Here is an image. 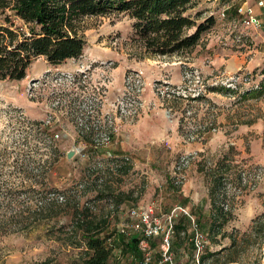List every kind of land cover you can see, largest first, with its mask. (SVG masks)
<instances>
[{
	"label": "rangeland",
	"instance_id": "rangeland-1",
	"mask_svg": "<svg viewBox=\"0 0 264 264\" xmlns=\"http://www.w3.org/2000/svg\"><path fill=\"white\" fill-rule=\"evenodd\" d=\"M239 4L197 0L187 14L200 13L198 23L213 15L216 22L195 48L171 57L147 54L125 13L85 17L82 57L61 66L41 58L25 80H0V187L10 186L8 196L0 193V219L12 209L15 215L21 207L46 202L51 189L87 191L82 206L95 217L109 216V264H140L149 252L160 259L159 239L150 250L140 245L142 260L127 251L130 237L122 241L118 229L132 223L130 210L152 206L162 215L175 204L187 209L171 194L194 179L199 209L210 210L205 172L227 157L219 194L232 205L234 218L211 231L209 216L194 215L208 241L200 264H224L227 255L236 258L230 264H262L264 27L243 25ZM85 136L95 144L87 145ZM73 149L76 155L68 159ZM116 153L132 165L128 174L113 165L106 170L104 159ZM97 176L98 183L110 180L116 194L131 193L133 200L116 205L111 196L97 198ZM1 223L0 264H74L80 258L70 245V216L7 234ZM175 230L176 264H195L191 221L180 218Z\"/></svg>",
	"mask_w": 264,
	"mask_h": 264
},
{
	"label": "trees",
	"instance_id": "trees-1",
	"mask_svg": "<svg viewBox=\"0 0 264 264\" xmlns=\"http://www.w3.org/2000/svg\"><path fill=\"white\" fill-rule=\"evenodd\" d=\"M196 2L197 0H0V80H25L30 67L41 58L51 66H61L67 61L82 57L87 45L81 29L85 17H105L121 13L129 15L134 20L135 39L142 42L145 52L152 57H171L191 50L199 44L203 33L216 22L213 15L200 23L197 22L200 13L195 17L188 15L187 12ZM191 29L195 31L189 33ZM82 139L87 145L95 144L90 137ZM224 159L227 160V157L215 162L205 172L211 200V215L207 219L211 231L218 228L220 231L234 218L232 205L229 206L227 200L219 194L224 183V173L229 171L230 166ZM104 161L108 171L111 165L124 174L132 170L127 157L112 156ZM94 182L97 183V188L92 190L97 192L99 199L111 196L116 198V205L133 200L131 193L116 194L110 180L98 183L97 176ZM9 187L8 182L4 183L0 187V193L8 196ZM72 190L62 193L58 189H51L52 197L46 202L39 201L36 207H21L15 215V210L12 209L10 214L0 219L1 224H7L8 229L4 234L67 215L71 217L75 227L72 232L75 240L71 241V237L68 240L81 254L74 264H109L114 248V245L109 244L112 236L104 234L110 226L109 216H93L90 207L82 206L81 203V198L87 191L78 195ZM60 196L63 201L59 200ZM11 203L10 201L8 205ZM18 215L22 217V221L15 220ZM119 235L123 241L125 235ZM141 240L139 235H133L126 246L127 251L142 260L144 255L140 249ZM225 258L224 264L236 261V258L229 255ZM41 264L58 263L47 260Z\"/></svg>",
	"mask_w": 264,
	"mask_h": 264
},
{
	"label": "built area",
	"instance_id": "built-area-1",
	"mask_svg": "<svg viewBox=\"0 0 264 264\" xmlns=\"http://www.w3.org/2000/svg\"><path fill=\"white\" fill-rule=\"evenodd\" d=\"M256 7L264 9V0H259ZM238 15L241 17V22L248 28H263L264 12L257 13L255 6L243 3L238 8ZM109 157L112 155H108ZM132 223L122 225L118 232L127 237L139 235L141 245L144 249H149L151 244L156 239L160 240V259H155L149 252L145 255L140 264H176L175 254L173 252V244L176 238V224L183 216H187L191 221L192 236L189 239L190 246L193 247V261L195 264H200L201 257L206 250L208 241L207 235L200 230L196 219L189 214V211L183 207H175L168 214H156L152 206H137L129 212ZM154 252V250H153ZM262 264H264V248L261 255Z\"/></svg>",
	"mask_w": 264,
	"mask_h": 264
},
{
	"label": "crops",
	"instance_id": "crops-1",
	"mask_svg": "<svg viewBox=\"0 0 264 264\" xmlns=\"http://www.w3.org/2000/svg\"><path fill=\"white\" fill-rule=\"evenodd\" d=\"M240 1H242V3L247 2L248 4H250V2H251V0H240ZM252 1L254 2L253 6H255L257 13H262V11H261L262 9H259L256 7L257 0L256 1L252 0ZM239 5H241V4H239ZM115 157H125V155L120 154V153H116ZM194 183H195V179H194ZM194 183H193V180L190 181V183L186 184L185 187H183L181 189L179 188L178 190L174 191V194H171V195L174 198L177 197L175 199L177 201V203L180 201L179 199H183L184 203H186L185 207L187 208V210L189 211V214L191 216L194 217V215L197 216V214H198L200 217L205 216V215L210 217L211 209L208 211H201L199 209L201 207L199 206V200L197 199V195H198L200 187H197L196 185H194ZM205 200L211 206V200H210L209 194L206 195ZM203 202H204V200L201 203H203ZM175 206H178V204H175ZM189 208H190V210H189ZM182 217L188 218L185 215H183ZM182 217H181V219H182Z\"/></svg>",
	"mask_w": 264,
	"mask_h": 264
},
{
	"label": "water",
	"instance_id": "water-1",
	"mask_svg": "<svg viewBox=\"0 0 264 264\" xmlns=\"http://www.w3.org/2000/svg\"><path fill=\"white\" fill-rule=\"evenodd\" d=\"M76 155V151L73 149L67 153V158L72 159Z\"/></svg>",
	"mask_w": 264,
	"mask_h": 264
}]
</instances>
